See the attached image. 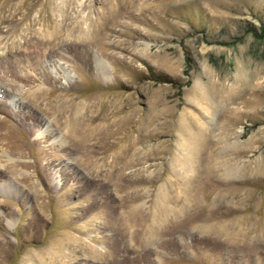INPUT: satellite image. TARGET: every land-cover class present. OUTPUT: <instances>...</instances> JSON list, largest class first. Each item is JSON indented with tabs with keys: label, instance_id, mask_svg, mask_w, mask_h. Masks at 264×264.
<instances>
[{
	"label": "rangeland",
	"instance_id": "obj_1",
	"mask_svg": "<svg viewBox=\"0 0 264 264\" xmlns=\"http://www.w3.org/2000/svg\"><path fill=\"white\" fill-rule=\"evenodd\" d=\"M0 264H264V0H0Z\"/></svg>",
	"mask_w": 264,
	"mask_h": 264
}]
</instances>
